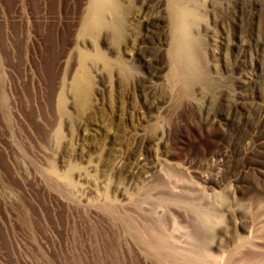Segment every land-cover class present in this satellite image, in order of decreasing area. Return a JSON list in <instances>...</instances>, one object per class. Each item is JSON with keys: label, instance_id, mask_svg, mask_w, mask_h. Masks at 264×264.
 Returning a JSON list of instances; mask_svg holds the SVG:
<instances>
[{"label": "rangeland", "instance_id": "obj_1", "mask_svg": "<svg viewBox=\"0 0 264 264\" xmlns=\"http://www.w3.org/2000/svg\"><path fill=\"white\" fill-rule=\"evenodd\" d=\"M117 2L87 27L91 0H0V264H264V138L228 131L229 101L264 104V47L246 57L236 35L264 0ZM181 6L212 83L190 94Z\"/></svg>", "mask_w": 264, "mask_h": 264}, {"label": "bare ground", "instance_id": "obj_2", "mask_svg": "<svg viewBox=\"0 0 264 264\" xmlns=\"http://www.w3.org/2000/svg\"><path fill=\"white\" fill-rule=\"evenodd\" d=\"M172 1L180 2V0H172ZM231 1L235 5H238V3H240V0H231ZM259 1L260 0H252V5L258 3ZM111 3H113V6H114L113 8L118 7L117 0H91V12L87 18V21H88L87 27H91L93 25L103 23L104 20H103V16H102V10L105 7H107L109 4L111 6ZM236 8H238V7H236ZM198 16H199L198 12L195 9H192V8H189L186 6L179 7V9L177 11V17H176V23H175L176 37H175V40L173 41L174 43L172 46L173 47L172 48L173 55L170 54V55L174 56L175 63L177 64V67L181 70V73H182L181 81L183 83L182 86L184 85L188 94L191 93L192 86L196 83H200L204 87H210L212 85V83L209 79V76L207 74L208 71H206V68L199 61V59H200L199 43H198V39L195 37V35L192 32V27L197 23ZM157 17H158L157 15H153V14L147 15L145 17L144 26H147V29L149 30V32L151 31L152 26L155 23V19ZM118 24H120V23H118ZM120 27H121V25H120ZM247 32H248L247 34L242 33V32L236 33V35L240 38L239 43H238L239 47L242 50H244L245 53L249 50L254 49V48L258 49V47H261V45L264 47V24L254 26L253 28H251ZM224 44H227V43L224 42ZM148 45H149V43H148ZM245 55H246V57L249 56L248 53H246ZM155 58H154V56H151V55L147 56V60H149V62H153ZM238 59H240V58H238ZM242 59H241V61H242ZM241 63H243V62H241ZM252 80H254V77L252 78L251 76H248V78L245 81L250 82ZM81 81L85 84L88 83L89 82V75L86 73L83 74L81 76ZM146 90L147 91H145V101L147 103V108L149 110H152L153 108L157 107V105L160 102L159 101L160 99L155 92H151L148 89H146ZM229 105H230L231 110L234 113V116L230 120V123L228 125V131L230 130L232 132V134L239 135L241 141L243 143H245L246 148H248V147L251 148V147L256 146L257 143H259L264 138V104H260V106H257L255 108L254 107L248 108V109H246V111H244L241 108L242 102L239 99H236L234 101H229ZM237 126L239 128H237ZM261 142H263V141H261ZM236 149H238V148H236ZM238 152H239V149H238ZM220 154H222V157H223V161H224L223 165L225 167H228V169L232 168V166H233L232 164H233L237 154H235L234 151H232V150H221ZM147 159H148L147 155H145L141 159H138V161L134 165H132V168L148 171V169L150 168V164H149ZM236 169L237 168H234L233 170L236 172L237 171ZM229 170L231 171V169H229ZM229 170H226V171H229ZM224 174H222V175H224ZM164 245H162V246H164ZM167 246H168V244H167ZM159 247H157V248H159ZM163 251H165V250H163Z\"/></svg>", "mask_w": 264, "mask_h": 264}]
</instances>
